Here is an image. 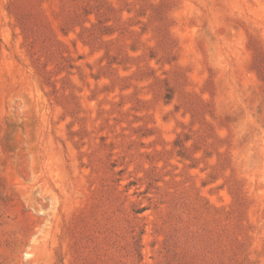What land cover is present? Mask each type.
I'll list each match as a JSON object with an SVG mask.
<instances>
[{
    "label": "rangeland",
    "instance_id": "obj_1",
    "mask_svg": "<svg viewBox=\"0 0 264 264\" xmlns=\"http://www.w3.org/2000/svg\"><path fill=\"white\" fill-rule=\"evenodd\" d=\"M0 264H264V0H0Z\"/></svg>",
    "mask_w": 264,
    "mask_h": 264
},
{
    "label": "bare ground",
    "instance_id": "obj_2",
    "mask_svg": "<svg viewBox=\"0 0 264 264\" xmlns=\"http://www.w3.org/2000/svg\"><path fill=\"white\" fill-rule=\"evenodd\" d=\"M13 78V77H12Z\"/></svg>",
    "mask_w": 264,
    "mask_h": 264
}]
</instances>
